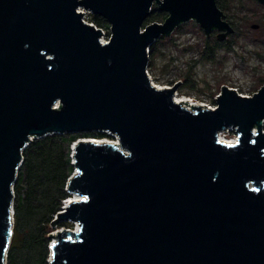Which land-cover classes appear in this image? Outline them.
Segmentation results:
<instances>
[{"label": "water", "instance_id": "obj_1", "mask_svg": "<svg viewBox=\"0 0 264 264\" xmlns=\"http://www.w3.org/2000/svg\"><path fill=\"white\" fill-rule=\"evenodd\" d=\"M155 3L168 15L146 23ZM79 5L110 23L109 41ZM223 16L217 0H0V264L32 136L96 130L126 151L73 142L67 189L79 198L53 223L79 228L51 233V264H264V84L224 85L216 108L191 110L180 80L161 87L148 72L161 35L195 20L223 40L235 30ZM231 127L239 139L220 140Z\"/></svg>", "mask_w": 264, "mask_h": 264}, {"label": "trees", "instance_id": "obj_2", "mask_svg": "<svg viewBox=\"0 0 264 264\" xmlns=\"http://www.w3.org/2000/svg\"><path fill=\"white\" fill-rule=\"evenodd\" d=\"M229 1L218 0L227 18ZM233 2L238 5L237 8L241 12H248L245 10L243 0H233ZM167 15L168 13L160 10L155 3L146 22L164 21ZM91 18L99 26L110 28V23L103 16L91 13ZM229 20L236 27V31L225 40L207 36L200 26L204 34L200 51L205 58H211L213 52L220 47L232 49L235 40L231 37L238 33L239 26L236 15ZM184 23L179 24L174 30H178ZM171 40V34L161 35L150 44L148 69L154 64V56L160 49L159 45ZM190 72L188 68L185 77ZM189 85L195 87L194 83L189 82ZM79 137L114 138L112 134L98 130L54 132L34 137L23 149V162L14 183V229L5 257L6 264H51L52 259L48 260V257L51 253V233L54 227L73 226V222L70 221H60L55 225L53 220L63 208L64 199L72 195L67 189V182L75 169V160L71 162L74 159L71 156L72 144Z\"/></svg>", "mask_w": 264, "mask_h": 264}, {"label": "rangeland", "instance_id": "obj_3", "mask_svg": "<svg viewBox=\"0 0 264 264\" xmlns=\"http://www.w3.org/2000/svg\"><path fill=\"white\" fill-rule=\"evenodd\" d=\"M243 3L247 13L241 12L233 0L229 1L227 7L228 18L236 15L239 26L238 33L231 37L235 40L232 49L220 47L211 58H205L200 51L203 31L199 23L189 20L171 33V41L159 45L154 64L149 66L152 81L159 86H172L180 80V95L193 96L211 103L217 100L216 95L222 92L224 85L244 95L257 91L264 84V5L255 0H243ZM254 23L259 25L255 27ZM188 68L191 72L185 77ZM188 81L194 83L195 87H191ZM233 134L235 131L227 130L221 136L229 137ZM62 228L65 227H54L52 232L57 233Z\"/></svg>", "mask_w": 264, "mask_h": 264}, {"label": "built area", "instance_id": "obj_4", "mask_svg": "<svg viewBox=\"0 0 264 264\" xmlns=\"http://www.w3.org/2000/svg\"><path fill=\"white\" fill-rule=\"evenodd\" d=\"M77 10L79 11V12H82V14H83V19L86 21V22H88L89 24H92V25H94L96 28H100L101 29V31H102V35H101V37H100V39H101V42L102 43H105V42H107V41H109L110 40V37H111V28H107V27H105V26H99L98 24H96L93 20H92V18H91V13H92V11L90 10V9H88V8H86L85 6H83V5H79L78 7H77ZM142 30H144V29H142ZM148 72H149V69H148ZM164 86H170V85H163V86H161V87H164ZM177 94H179V92L178 91H176L175 92V98H176V100H178L177 99ZM219 95V94H218ZM250 95H252V94H250ZM191 100H190V102L189 103H187V102H182V104L183 105H185L187 108H189V109H191V110H194V107L192 106V105H201V106H203V107H205V108H210V109H214V108H216L217 107V100L216 101H214V102H206L205 100H200V99H197V98H195V97H193V96H188ZM179 101V100H178ZM181 102V101H180ZM60 106V102H56L55 103V105H54V107L56 108V107H59ZM262 128H263V130H264V119L262 120ZM257 129H258V127L255 125L254 127H253V132H257ZM227 130H233V131H235V134H233V135H231V136H229V137H222L221 135H222V132L223 131H227ZM113 136H114V138H112V140L113 141H115L116 143H119L118 145L121 147V145H120V141H119V137H118V135L117 134H115V133H113L112 134ZM239 133H238V131H237V127H231V128H227V129H224V130H220V131H218V137H219V139L220 140H223V138H227L228 139V141H225V140H223V141H225V142H228V143H234V142H236L238 139H239ZM34 137L32 136V139H33ZM124 151H126L123 147H121ZM70 197V196H69ZM69 197L68 198H66V199H64V204H63V207L65 206V204H67V201H68V199H69ZM73 225H75V227H74V229H78L79 228V223H77V222H73Z\"/></svg>", "mask_w": 264, "mask_h": 264}, {"label": "flooded vegetation", "instance_id": "obj_5", "mask_svg": "<svg viewBox=\"0 0 264 264\" xmlns=\"http://www.w3.org/2000/svg\"><path fill=\"white\" fill-rule=\"evenodd\" d=\"M259 1V0H258ZM217 4H218V0H217ZM264 5V4H263ZM218 6H219V4H218ZM220 7V6H219ZM223 12H224V10H223ZM225 19H227V17H226V14H225V12H224V16H223ZM195 21V20H194ZM197 22V21H196ZM198 23V22H197ZM231 23V22H230ZM232 24V23H231ZM233 25V24H232ZM201 26V25H200ZM234 26V25H233ZM203 28V27H202ZM234 28H235V30L233 31V32H235L236 31V27L234 26ZM203 30H204V32H205V34L207 35V36H210L211 38H214V37H217L218 38V34L221 32V29H218V28H213L209 33H207L206 31H205V29L203 28ZM233 32H230V33H227V35H226V37H225V39H227V38H230V36H231V34L233 33ZM225 39H223V40H225ZM180 85V84H179ZM178 88H179V86H178ZM178 88H177V91H178ZM182 88V87H181Z\"/></svg>", "mask_w": 264, "mask_h": 264}, {"label": "bare ground", "instance_id": "obj_6", "mask_svg": "<svg viewBox=\"0 0 264 264\" xmlns=\"http://www.w3.org/2000/svg\"><path fill=\"white\" fill-rule=\"evenodd\" d=\"M177 99L179 100V101H181V102H187V103H189L190 102V98L187 96V95H184V96H182V95H180V94H177ZM98 140H100V141H107V140H109V139H106V138H98ZM223 140H225V141H228V139L227 138H223ZM79 197H78V195H71L70 197H69V199H68V201H73V200H75V199H78ZM67 201V202H68Z\"/></svg>", "mask_w": 264, "mask_h": 264}]
</instances>
